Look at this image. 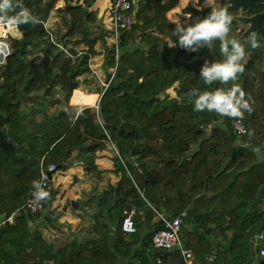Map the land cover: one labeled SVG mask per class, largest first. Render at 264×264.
I'll use <instances>...</instances> for the list:
<instances>
[{
  "label": "trees",
  "instance_id": "obj_1",
  "mask_svg": "<svg viewBox=\"0 0 264 264\" xmlns=\"http://www.w3.org/2000/svg\"><path fill=\"white\" fill-rule=\"evenodd\" d=\"M57 1L20 0L36 21L19 25L20 36L8 39L9 54L0 68V264H184L178 250L160 252L151 246L153 234L163 228L159 215L174 217L181 210L186 211L181 238L196 260L214 250L211 264H251L252 234L264 229V69L253 59L257 52L250 36L229 33L253 55L243 61L237 81L206 85L199 71L205 60L222 59L219 41L196 52L172 45L175 25L166 13L179 0H140L141 15L122 32L117 58L106 46L96 10H88L95 0L67 2L62 8H56ZM53 9L68 15L57 40L44 26ZM205 9L185 7L186 24L212 8ZM69 42L80 49L68 47ZM97 43L104 46L106 80L115 70L95 108L90 105L97 102L99 89L78 87L91 73L88 64L98 53ZM233 83L246 99L251 97L252 111L240 117L251 128L239 137L227 134L231 118L213 124L209 111L193 110L189 95L193 88ZM173 84L175 97L159 96ZM59 92L61 98L55 96ZM111 145L110 172L116 180L97 197L88 232L77 230L59 243L46 239L42 227L60 226L62 212L49 208L55 191L48 194L45 211L23 208L40 159L66 170L81 158L87 172L100 174L95 153ZM132 206L136 230L126 234L121 221Z\"/></svg>",
  "mask_w": 264,
  "mask_h": 264
},
{
  "label": "rangeland",
  "instance_id": "obj_2",
  "mask_svg": "<svg viewBox=\"0 0 264 264\" xmlns=\"http://www.w3.org/2000/svg\"><path fill=\"white\" fill-rule=\"evenodd\" d=\"M78 0H58L56 2V8H62L64 7V4L67 2H71L72 4L77 3ZM100 3V6L97 10H105L106 9V1L102 0ZM223 5L220 3V0H202L200 4H198L197 0H179L176 4V6L172 9H170L166 15L168 20L171 17L179 15L180 21L182 23H187L189 20V14L184 13L183 9L188 6L196 7V8H213ZM93 6V5H92ZM94 7L89 8L88 10H93ZM98 11H96V19L100 21L99 15L97 14ZM240 13V12H239ZM241 15H232L234 17L233 20H236L235 24H231L230 31L232 32L233 36H237L240 33H243L245 29L248 27V23H243L239 21V17H247L249 15H245V11L241 10ZM63 16H66L68 19V15L65 13L63 15L62 13H58L57 10L53 9L49 11L48 17L46 21L44 22V26L48 28V30L51 33V38L54 40H57L58 33H63L66 29V22L64 21ZM100 25V24H99ZM100 29V28H99ZM101 30V29H100ZM99 30V31H100ZM19 32L16 33L18 35ZM231 35V34H230ZM138 37H136V41H138ZM256 39L258 40L256 44V56L253 57L250 53H245V57L243 59L244 62H246L249 58H252L256 61L257 65L263 70L264 69V37H261L259 34L257 35ZM4 42L8 45L9 50V40L6 39ZM171 45V43H170ZM68 47H73V49H80V46H75L72 42H69ZM82 47V45H81ZM104 46H100L98 43L95 44V49L98 53L94 54L89 61V68L91 70V73L87 74V81L84 82L81 80L80 86L78 89L84 90L85 89H92L96 90L99 89L100 92H97L98 94V103L101 96L103 83L105 81H110V77L108 80H106L107 75L102 69L101 61H102V49ZM261 49L263 51H261ZM5 53V52H4ZM2 56V55H1ZM6 58V57H5ZM4 58V62H5ZM82 78V77H81ZM176 84H173L164 90H162L159 94L160 97H164L165 95H168L170 97H175L176 95ZM55 96L58 98H61V94L55 93ZM68 103L70 104V98ZM218 120L215 122L212 119V123L219 125L221 122H223V117L218 114ZM114 149L111 145L110 148L104 149L103 152H98L96 161L98 163V166L100 169H102L100 176L98 178L96 177L97 174L95 172H92L91 174H80V177H77V173H79L78 165L73 166L74 170H71V172L61 173L60 167L57 166V178H60V183L58 184L60 187H49V193L52 191L54 192L55 198L53 199L54 203L52 202L50 204V209H53L55 213L61 211L62 214L59 216L60 226L59 227H53L51 225L47 227H42L41 232L44 235L46 239L49 241H53L55 243L63 242V240L70 235H76L75 233L77 230L82 231L83 234L88 232L90 225H91V219L90 215L93 213L95 208V201L101 191L107 187L108 182L114 181V175L110 171H104L106 167H111L112 164H110L109 157L114 155ZM78 164L82 165L81 158L79 161H76ZM84 167V166H83ZM113 167V166H112ZM66 176V178H65ZM64 177V178H63ZM65 183H68V188L65 190L62 189V185H65ZM87 187L89 189V196L87 199H84L85 196L81 194L82 188L85 189ZM68 190V191H66ZM88 191V190H87ZM69 198L75 199L76 201H85L86 208L80 209L79 204L77 207L73 208L70 205ZM63 206H66V210H64L66 213L63 212ZM53 207V208H51ZM78 215H82L83 220L80 221ZM66 223V224H65ZM80 227V228H79Z\"/></svg>",
  "mask_w": 264,
  "mask_h": 264
},
{
  "label": "clouds",
  "instance_id": "obj_3",
  "mask_svg": "<svg viewBox=\"0 0 264 264\" xmlns=\"http://www.w3.org/2000/svg\"><path fill=\"white\" fill-rule=\"evenodd\" d=\"M19 8L13 15L8 13ZM228 6L213 7L203 18L196 19L190 24L182 23L179 15L171 17L169 22L175 27L171 34L175 37L172 45H179L185 50L196 52L202 47H211L214 41H219L222 59L205 60L200 68L199 76L206 85L213 82L225 84L237 81L238 75L244 71L243 59L245 47L242 42L229 35L234 17ZM0 19L13 27L36 21V17L26 7L21 6L20 0H0ZM250 43L254 47L256 41L250 36ZM171 45V46H172ZM194 111L215 112L220 116L240 118L244 112H251V97L245 98L246 93L236 83L230 87H218L212 90L201 91L197 88L190 90ZM37 195L43 198L46 192L40 190V185L34 182Z\"/></svg>",
  "mask_w": 264,
  "mask_h": 264
},
{
  "label": "built area",
  "instance_id": "obj_4",
  "mask_svg": "<svg viewBox=\"0 0 264 264\" xmlns=\"http://www.w3.org/2000/svg\"><path fill=\"white\" fill-rule=\"evenodd\" d=\"M106 9L99 11L100 29L104 35L106 46L115 51V57L119 53V43L121 34L124 30L130 28V26L136 21V18L141 15L139 13L140 0H105ZM18 32V26L13 27L7 24L3 19H0V41L3 42L5 47V53L0 57V68L4 65V58L9 54L8 45L4 40L14 36V33ZM53 40V39H51ZM54 42V41H53ZM66 55L73 57L67 48L62 44L54 42ZM82 51L78 50L76 55H79ZM75 55V56H76ZM92 57H90L91 60ZM89 60V61H90ZM89 65V64H88ZM90 66V65H89ZM115 68L112 70L110 80L114 74ZM109 81L103 83L102 91H104ZM100 97V96H99ZM98 101V99H97ZM93 106L98 108V102ZM249 127L242 118H231L229 121V132L233 136H242L247 134ZM58 171L57 165L53 162L45 164L43 157L39 161V174L34 182L40 185V190L47 193L43 198L37 195V189L33 186L30 190L23 208L29 213H39L45 211V202L49 194L50 183ZM54 199L55 196H52ZM136 214V208L134 206L127 210H124L121 221V230L126 233H133L136 230L134 223V216ZM186 216V211L181 210L179 214L174 217H164L159 215L163 223V228L156 231L151 238V246L160 251L178 250L184 264H204L207 262L215 263L216 254L214 250H211L208 254L202 255L198 260L194 257L192 251L184 246L181 238L180 229L183 218ZM11 218V217H10ZM251 249L254 252L253 260L251 264H259L261 259L264 258V229L255 231L252 234L250 240ZM157 262L160 259L157 258ZM225 264V263H219Z\"/></svg>",
  "mask_w": 264,
  "mask_h": 264
},
{
  "label": "water",
  "instance_id": "obj_5",
  "mask_svg": "<svg viewBox=\"0 0 264 264\" xmlns=\"http://www.w3.org/2000/svg\"><path fill=\"white\" fill-rule=\"evenodd\" d=\"M229 8L231 9H241L243 11L247 10L252 5H255L257 3H262L264 5V0H228ZM207 11V10H206ZM239 21L243 23H248V27L245 29V31L242 33V36H251L255 37L257 33L260 34L261 37H264V8L262 11L257 12L253 15L247 16V17H239ZM88 89H86L87 91ZM210 114L213 117V121H217L218 117L214 112H210ZM224 121H227L229 117L227 115L224 116ZM247 126L251 128L250 121L247 122ZM210 132L213 130L214 126L209 127ZM228 136H230V133L227 132ZM71 207L75 208L78 205L77 201L70 200ZM66 207L64 206L63 210H65ZM15 218V215L13 216V219ZM4 219V215H0V224L2 223ZM117 222L114 223V229L117 228ZM259 264H264V258L261 259Z\"/></svg>",
  "mask_w": 264,
  "mask_h": 264
},
{
  "label": "crops",
  "instance_id": "obj_6",
  "mask_svg": "<svg viewBox=\"0 0 264 264\" xmlns=\"http://www.w3.org/2000/svg\"><path fill=\"white\" fill-rule=\"evenodd\" d=\"M102 0H95V2L93 3V6H91L90 8H92V7H94V9L93 10H96V11H98L97 12V14H99V10H97L98 9V7L100 6V3H98V2H101ZM104 1V0H103ZM100 22V21H99ZM16 33L17 32H15L14 33V36H20V33L18 34V35H16ZM102 60H103V58H102ZM101 64H102V61H101ZM85 91H86V89H85ZM88 91V90H87ZM94 92V91H93ZM97 93V92H96ZM70 104H72V103H70ZM75 105H77V104H75ZM90 106H93V105H90ZM104 150H101V151H97L95 154H96V156H97V154H98V152H103ZM261 152L260 151H257V157H258V159L259 160H261L262 159V157H261ZM111 157V156H110ZM110 157H109V161H110V164H112V161L110 160ZM97 158V157H96ZM96 158H95V164H96V166H97V169L99 170V171H102V169H100L99 168V166H98V163H97V161H96ZM75 165H78V169L80 170L79 171V173H77V177L79 178L80 177V174H82L83 173V170L85 171L84 172V174L85 175H87V174H91L92 172H87L85 169H84V167L82 166V165H80V164H75ZM75 165H73V166H75ZM73 166H71V167H69L68 169H66V170H60V172L61 173H65L66 174V172H71V170H74V168H73ZM113 169V167L111 166L110 168L109 167H106L105 169H104V171H111ZM59 171V170H58ZM93 172H95V171H93ZM58 173V172H57ZM57 173H56V175L54 176V178H53V180H52V182L50 183V187H60L58 184L60 183V178H57ZM87 173V174H86ZM96 173V172H95ZM101 174V173H100ZM100 174H97V178H98V176H100ZM114 175V174H113ZM64 178V177H63ZM65 178H66V176H65ZM114 181L112 182V183H114L115 182V180H116V176L114 175ZM111 183V182H110ZM68 183H65V185H62V191L63 190H65L66 188H68ZM83 190H81V194H83V195H87V196H85V198L84 199H87L88 198V196H89V189L87 188V187H85V189L84 188H82ZM88 190V191H87ZM66 191H68V190H66ZM69 199H71V200H74V201H76L75 199H72V198H69ZM52 202L54 203V201L52 200ZM51 202V203H52ZM78 202V204H79V208L80 209H84V208H86L85 206H88V205H86V203H85V201H81V200H79V201H77ZM95 204V203H94ZM81 205V206H80ZM66 207V206H65ZM51 208H53V207H51ZM63 208H64V206H63ZM95 209V208H94ZM50 210H53V209H50ZM63 210V209H62ZM66 210V209H65ZM63 212H64V214L66 213L64 210H63ZM78 217H79V220L81 221V218H83L82 217V215H78ZM7 221H11V218L9 219H7ZM4 222V219H3V221H2V223ZM58 222L60 223V221H59V219H58ZM66 224V223H65Z\"/></svg>",
  "mask_w": 264,
  "mask_h": 264
},
{
  "label": "flooded vegetation",
  "instance_id": "obj_7",
  "mask_svg": "<svg viewBox=\"0 0 264 264\" xmlns=\"http://www.w3.org/2000/svg\"><path fill=\"white\" fill-rule=\"evenodd\" d=\"M220 3L223 4L224 6H228L229 7V3L228 0H220ZM264 8V5L262 3H257L255 5H252L251 7H249L247 10H245V15H253L257 12L262 11ZM208 10V9H207ZM241 9H237L235 13L231 14V15H241Z\"/></svg>",
  "mask_w": 264,
  "mask_h": 264
},
{
  "label": "bare ground",
  "instance_id": "obj_8",
  "mask_svg": "<svg viewBox=\"0 0 264 264\" xmlns=\"http://www.w3.org/2000/svg\"><path fill=\"white\" fill-rule=\"evenodd\" d=\"M5 47L3 46V42L0 41V57L3 56V53L5 52ZM2 55V56H1Z\"/></svg>",
  "mask_w": 264,
  "mask_h": 264
}]
</instances>
